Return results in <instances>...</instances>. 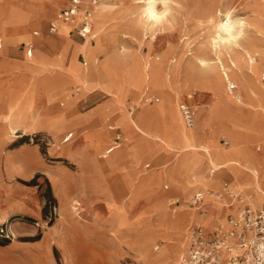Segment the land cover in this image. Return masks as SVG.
<instances>
[{
	"label": "rangeland",
	"instance_id": "rangeland-1",
	"mask_svg": "<svg viewBox=\"0 0 264 264\" xmlns=\"http://www.w3.org/2000/svg\"><path fill=\"white\" fill-rule=\"evenodd\" d=\"M27 1H31L32 12L26 14L23 11ZM44 1L0 0V264H166L164 259L153 260L151 256H160L165 246L174 242L168 216L180 214L188 219L181 227L185 242L170 263L178 264L188 246L189 228L198 223L206 226V216L191 205L195 193H203L206 201L218 206L231 202L236 208L246 202L254 207L264 204V197H257L249 170L229 163L216 168L217 172L210 177L213 166L200 162L206 156L197 153L200 148H189L183 135L184 130H189L195 143L208 141L212 136L217 150L230 152L225 158H238L245 164L256 162V169L264 174V157L254 154L264 152V66L254 72L243 67L242 83L233 80L231 73L228 81L221 68L213 67L219 58V54L212 52L216 35L213 22L203 17L206 9L217 5L222 9L220 19L226 20L228 8L239 4L236 16L244 18L247 24L238 35L237 47L245 48L253 44V36L263 39L257 27L264 30V0H179L172 23H164L157 32L147 35L137 29L134 40L125 15L126 6L133 0H98L114 2L116 7L108 12L103 27L98 24V12L93 13L92 35L96 36L84 41L76 32L69 36L72 23L67 25L56 16L57 0H53V8L45 6ZM24 17L33 22L27 32L15 29V22ZM51 21L57 24L59 36L68 37L71 45L81 42L69 58L68 45L63 50L67 51L64 60L63 52L53 59L44 49V39L56 37L49 31ZM35 30L38 35H33ZM108 34H113L109 43L104 42L109 48H99L100 40L105 41ZM261 39L257 46L260 57L264 56ZM34 40L35 49L29 55L23 41ZM51 42L56 43L54 39ZM223 49L228 56V50ZM201 50L205 51L202 57L210 63L203 68H212L213 74L219 73L225 79L216 78L222 102L215 101L211 84L197 76L188 77L185 72V66L194 65V55ZM141 54L151 59L158 57L167 66L174 63L172 59L182 62L170 80L163 79L140 92L128 80L126 66L131 56L141 60ZM72 56L80 67L85 60L88 65L97 61L96 67L91 64L89 68L90 82L84 83L80 72L71 69ZM106 69L111 71L110 75H106ZM234 82L236 88L230 90L229 84ZM91 88L97 90L91 93ZM99 89L108 98L103 109L113 105L118 113L116 126L123 129V141L106 154L107 145L112 142L106 138L91 158L102 161L105 156L103 161L118 166L123 177L119 182L118 177L110 175L111 187L93 178L85 179L79 189V167L75 160L65 156L70 155L71 146L78 143L81 134L85 133L87 138L89 132L77 131L72 126L75 118L69 111L73 104L75 110L88 109L91 95L101 92ZM103 93L101 97L105 96ZM203 93L211 96L206 105H200ZM151 95L158 100L144 103V98ZM182 103L196 111L197 122L192 128L183 124L179 109ZM128 108L133 116L148 108L145 119H151L148 129L155 137L137 134L126 118ZM107 117L110 120L96 126L107 129L114 123L113 113L109 112ZM69 130H75L74 138L61 143ZM221 132L227 135L219 138ZM223 138L228 140L227 145ZM245 141L251 142V149ZM118 157L123 160L120 164ZM146 163L151 166L146 167ZM228 172H242L249 179L230 184ZM81 174L86 173L81 169ZM226 182L233 195L240 194L244 202L227 193ZM184 185L189 187L187 192L179 189ZM87 188L102 194L101 197L87 196ZM229 213L237 214L228 210L224 216L215 217L213 225L221 221L228 226Z\"/></svg>",
	"mask_w": 264,
	"mask_h": 264
},
{
	"label": "bare ground",
	"instance_id": "bare-ground-1",
	"mask_svg": "<svg viewBox=\"0 0 264 264\" xmlns=\"http://www.w3.org/2000/svg\"><path fill=\"white\" fill-rule=\"evenodd\" d=\"M30 2L27 1V4L24 5L23 12H25L26 14L28 13V11L31 10ZM43 4H45V6L47 7H51V8L54 7L53 0H46V2L44 1ZM130 4L131 5L126 6L128 10L125 12V15L127 17L126 18L127 27L131 30V35L133 37L131 38V40L132 39L134 40V36L136 35L135 31H137V29H140L142 31V34L147 35L148 33L157 32L156 30L164 23H172V20L178 11L177 5L180 4V1L179 0H162V2H160V0H133ZM238 5L239 4H236V5L233 4L232 6L228 8V10L226 11V17H227L226 20L220 19V15L222 14V9H220L219 6L217 5L213 9H206V11H204L203 17L213 22L212 27L214 28V32L216 35V37H214L215 44H214V48H212V52L219 54V58H218V62H214L213 67L215 69L221 68L224 71V74H225L224 76H226L228 81H230V73H231V75L233 76V80L235 81L239 80L242 83L241 79L243 77L240 74L243 73L242 71L243 67H247L252 72L255 71L254 69H261L264 66V56L260 57V54L258 53L257 46H258L259 39H261L260 37H254L252 35L253 38H255V40L252 42L253 44L245 48L237 47L238 35L242 32V27H244V25L247 24V22L244 21V18L236 16V12L238 11V8H237ZM115 7H116V4L114 2L111 3V2L103 1L97 4V7L94 13L98 12L97 21H98V24L99 23L101 24L100 27H103V25L107 23V20L105 18L107 17L108 12H110ZM153 14L159 17V19H153ZM262 16H264V14H262ZM78 18L79 17H77V19ZM11 19L15 22V18H11ZM28 20L30 19L28 18ZM28 20L25 18L23 21L22 20L16 21L15 29L23 30L24 32H27L29 27L33 26V22L28 21ZM259 21L260 20H258L257 23ZM35 25H38V24H35ZM67 25H71V23H67ZM257 28H258V32L263 37V39L261 40L264 41V30L260 29L259 27ZM95 36L96 34L92 35V37H95ZM112 39H113V34H108L105 41L100 40L98 47L100 48V46H106L105 48H109L107 47V45H104V42L107 44ZM140 48L142 49V46ZM223 48H226L228 50L227 52L228 56H226ZM128 50H130V48H127V50L125 51L128 53ZM66 53L67 51L63 52L62 57H61L62 60H64V56L66 57ZM203 54H205V51L201 50L199 53L194 55V65L192 64L190 66H185V72L188 75V77L197 76L203 79L204 81L206 80L209 84H211L212 88H215L214 91H212L213 92L212 96L215 98V101L217 103L222 102V100L218 97L219 90L217 88L218 85L216 82V78L220 77L223 81L225 79L222 75H219V73L217 75L213 74L211 72L212 68H208V71L203 68L204 64H210L206 62V59L204 57H202ZM72 57L73 59H72L71 69L78 70L80 72V75L83 77L84 83L90 82V76H91L92 71L89 73V70H90L89 68L91 64H95V67H96L97 61H94V60L90 61L88 59L90 61V64L89 65L87 64V66L82 64V66L80 67V65L77 62L76 57L75 56H72ZM172 60L174 61V63L168 64L169 66H167L165 62H163L158 57L155 59H151L150 57H145L143 54H141V60H139L137 59V56H131L129 59L130 63H128L129 65L126 66L127 71H129L128 74L130 75V76H127L128 80H131L134 83L133 85H137L140 88V92H142L143 88H147V87L149 88V87L154 86L155 84L157 85L160 84L159 82H161L163 79L170 80L171 77L176 72V70H178V67L181 65V62H182L181 60H177V59H172ZM260 63H261V66H260ZM198 68L199 69L201 68L200 69L201 72H199ZM104 72L106 73V75L111 74V71L109 69H106ZM128 88L129 87H127L126 89L127 93L130 92L129 90L130 88L129 89ZM156 92L159 93V91H156ZM136 96L137 95H135V97ZM180 107H181V104H180ZM196 108L198 110L197 105H196ZM128 109H129V114H127L126 118L129 119L130 124L136 130L137 134L155 137V134H153V132L149 131L148 129L150 128V124L152 122L151 119H145V115H147L148 108L143 109L142 113L137 116H133V114L130 115L132 111L130 110V108ZM180 112H181V108H180ZM181 115L183 117L182 112H181ZM183 120H184V117H183ZM194 126H191V128ZM188 131L189 130H184L183 135H184V138L188 142L189 148H192V147L200 148L199 149L200 152H197V151L195 152L204 154L206 156V160L203 161V159H200V162H206L207 164H211L214 169L223 167L229 163L242 165L245 169L250 171L249 175L255 181V191L257 192L256 193L258 195L257 197L259 198L264 197V174H260L259 171L256 169V164H257L256 162H253L252 164H245L241 162L238 158H225L229 155L230 152L223 153L217 150L215 148V143L211 139L212 136L208 141H205V142L201 141L200 143H197V142L195 143L192 137L188 134ZM165 142L167 146L171 147V144L169 143L168 140H165ZM148 150H152V147ZM254 154H256L255 156L259 158L264 157V153L261 154L258 152ZM219 158H225V159L223 161H218ZM210 177H213V175L212 176L210 175ZM206 182H209V181L206 180ZM179 189L184 192H187L189 187L184 185L182 187L180 186ZM206 194H210L211 196H213V193H210V192H207ZM191 216L196 217L195 214L194 215L192 214ZM168 217H169V223L171 224V227L173 228L172 234L173 236H175L174 242L171 243L170 246L166 245L160 256H157V257L151 256L153 260H158V259L163 260L164 259V262L166 264L171 263L172 257L175 254L177 248L181 244H183V242H185V239L181 233V227L184 224V222L188 219L187 217H183L180 214H178L177 216L170 215ZM198 224L204 227L201 223H198ZM186 252H187V246L180 257L178 264H181L182 259L185 256Z\"/></svg>",
	"mask_w": 264,
	"mask_h": 264
},
{
	"label": "crops",
	"instance_id": "crops-1",
	"mask_svg": "<svg viewBox=\"0 0 264 264\" xmlns=\"http://www.w3.org/2000/svg\"><path fill=\"white\" fill-rule=\"evenodd\" d=\"M57 2H58V4L56 5L55 8H57V6H58V12H59L60 9L66 4V0H57ZM58 12H57V14H58ZM57 14H56V16H57ZM52 22H54V21H51L49 23V31H50L51 34H54L56 37L51 38V39H49V38L48 39H44V42H46L45 45H44V47H46V48H44V49H45V51L48 52V54H49V56L51 58L55 59L63 52L65 46L68 45V58H69L71 53H72V51H73V49H74V47H75V45L78 44V43H81V42H77L76 44L71 45L69 43L68 37L59 36L58 27H57L56 31H51L50 30V25H51ZM29 29H30V27H29ZM29 29H28V31H29ZM73 32H76V31L72 30V28H71L69 30V36ZM38 34H39V31H37V30L33 31V35H38ZM81 38L84 41L87 37L86 38L81 37ZM53 39L56 42L55 44H53L51 42ZM91 41L94 42V39L91 38ZM35 42H37V41L34 40V42H33L32 53H33V50L35 49ZM23 43H25V48H27L26 47V42L23 41ZM49 43H50V45H49ZM80 54H83V53H80ZM11 64L17 65V64H20V63H17V64L16 63H11ZM84 64L87 65L88 62L85 60ZM90 90H92L91 91V93H92V92L96 91L97 89L96 88H91ZM99 90L101 92H97V93H94V94L91 95L92 104H91V106L88 109H86V110L76 109L75 110L74 104H73L71 110L69 111V115L72 118H75L74 119V123H73L72 126L77 131H88L89 132V137H87V138L84 137L85 133L84 134L82 133L80 138H79L78 143L76 145H74V146H71V148L69 150V152H70L69 154L70 155L65 156V157H68V158H71V159L75 160V162L77 164V167H79V173L80 174H79V176H77V183L79 185V189H81V187H80L81 186V184H80L81 181H83L85 179H87V181H88V180H90V178H93V179H96V180L100 181L103 185H107L108 187H111V184H110L111 176L110 175H114V176H116V178L118 177L119 178V182L122 181V177H123L122 170L119 169L118 166H111L110 164L105 163L103 161L105 159V156L101 157V158H103L102 161L100 159H98V161H92V158H91V156L93 154H95L96 151L98 150L96 147L100 146V145H104L106 143V138L109 137V139H108L109 142L112 140V142H110L107 145L106 154L111 153L114 150V148L119 147L120 144L123 141V129L121 127H119V126H116V119H117V114L118 113H116L114 111L115 107L113 105H109L107 109H103L104 108V104L106 103L108 98L106 97V95L103 93V91L101 89H99ZM101 93H103L105 96L101 97ZM151 96L154 97V98L157 97L156 95H151ZM200 100H202L200 105H206V104L210 103L211 96L208 93H203L202 96L200 97ZM156 101L157 100H155V99L152 100V101H145V99H144V103H146V104L147 103L148 104H152V103H154ZM196 105L198 106V104H196ZM109 112L113 113V116H114L113 117L114 118L113 122L114 123L113 124L112 123L109 124L107 129H105L104 126H96L99 123H101V124L104 123L105 120H107V118H108V120H110L109 117H107ZM182 119H183V117H182ZM183 122H184V120H183ZM196 122H197V120H196ZM183 124L186 126V128L188 127L185 124V122ZM189 128H191V127H188V129ZM128 131H130V130H128ZM224 134L227 135V133L221 132L219 138L221 136H225ZM74 136H75V130L67 131V133H65V135L62 137L61 143L70 142L74 138ZM225 141L228 142V140L223 138V143L224 144H226ZM244 143H246L247 147L249 148V143H251V142L250 141H245ZM259 147L260 146L257 147V150L261 151L262 149H261V147H260V149H258ZM249 149H251V148H249ZM262 153H264V152H262ZM88 154H89V156H88ZM162 154L164 156L167 155V154H164V153H162ZM162 154H159V155H162ZM83 156H86V157H83ZM122 161L123 160H121L120 157H118L119 164ZM145 166L146 167H150L151 164L150 163H146ZM81 169L86 173L85 175L81 174ZM215 172H217V170L214 169L213 167H210V175L211 174L213 175ZM227 174H228L227 178L229 179L230 184H232L234 181H237V180H241V181L246 182L249 179L248 176L245 173H242V172L241 173H236V174L233 173V172H228ZM229 182H226V185ZM197 194L203 195V198L201 200H198L197 202H195V197H196ZM86 195L87 196L90 195V197L96 199L97 197H101L102 194H100V193H98L96 191H92L90 188H87L86 189ZM204 196L205 195L203 193H201V192L195 193L193 195V198H192V201H191V205L194 208H197V210L199 211V214H204V216H206V218H205V222H206L205 228L206 227H208V228L205 229L203 227L206 236H211L213 234L215 228L218 225H220V224L224 225L225 227H229L230 223H229L228 220H229L230 217H233V216H232L231 213H229L227 215V221L229 223L228 226L225 225L221 221H218L217 223H215V225H213L215 217L224 216L227 213L228 210L236 211V213H238V211L245 205V203H243L242 206H239V207L236 208L234 206V202H231L230 204H225V205L218 206V205L212 204L210 200L206 201ZM246 203H249V202H246ZM203 206H204V208H203ZM251 207H253L255 210H261V209H264V204L261 207H254L253 205H251ZM196 225H194V226H196ZM209 225L212 227L211 229H210ZM194 226H191L189 228V230H188V234H187V236H188V246H187V249H188L189 244H190L189 243L190 230Z\"/></svg>",
	"mask_w": 264,
	"mask_h": 264
},
{
	"label": "built area",
	"instance_id": "built-area-1",
	"mask_svg": "<svg viewBox=\"0 0 264 264\" xmlns=\"http://www.w3.org/2000/svg\"><path fill=\"white\" fill-rule=\"evenodd\" d=\"M97 4L98 0H66L57 17L64 22L72 23V30L86 38L92 35L93 13ZM56 29V23L52 22L50 30L56 31ZM26 47L28 54L31 55L33 43H26ZM235 88V83L229 84L230 90ZM144 99L158 100L157 97L152 96ZM180 108L185 123L190 127L194 126L195 109L187 103H182ZM225 188L227 193L244 202L240 194L233 195L227 185ZM202 198L203 195L197 194L195 202ZM228 221L229 227L220 224L211 236H206L200 225L192 227L190 244L181 264H264V209L255 210L249 203H245L236 216L230 217Z\"/></svg>",
	"mask_w": 264,
	"mask_h": 264
},
{
	"label": "clouds",
	"instance_id": "clouds-1",
	"mask_svg": "<svg viewBox=\"0 0 264 264\" xmlns=\"http://www.w3.org/2000/svg\"><path fill=\"white\" fill-rule=\"evenodd\" d=\"M160 2H162V0H160ZM153 19H159V17L155 16V14H153Z\"/></svg>",
	"mask_w": 264,
	"mask_h": 264
},
{
	"label": "trees",
	"instance_id": "trees-1",
	"mask_svg": "<svg viewBox=\"0 0 264 264\" xmlns=\"http://www.w3.org/2000/svg\"><path fill=\"white\" fill-rule=\"evenodd\" d=\"M2 230V229H1ZM3 232V231H0V233Z\"/></svg>",
	"mask_w": 264,
	"mask_h": 264
}]
</instances>
